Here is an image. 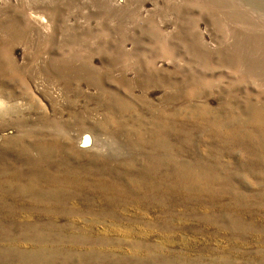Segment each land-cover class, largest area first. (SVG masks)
I'll return each instance as SVG.
<instances>
[{
    "label": "rangeland",
    "instance_id": "374dc122",
    "mask_svg": "<svg viewBox=\"0 0 264 264\" xmlns=\"http://www.w3.org/2000/svg\"><path fill=\"white\" fill-rule=\"evenodd\" d=\"M0 264H264V0H0Z\"/></svg>",
    "mask_w": 264,
    "mask_h": 264
}]
</instances>
